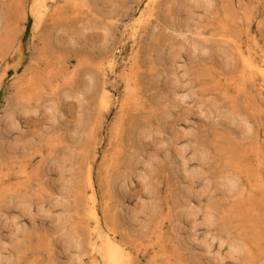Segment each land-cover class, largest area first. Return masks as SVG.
<instances>
[{"label": "rangeland", "instance_id": "374dc122", "mask_svg": "<svg viewBox=\"0 0 264 264\" xmlns=\"http://www.w3.org/2000/svg\"><path fill=\"white\" fill-rule=\"evenodd\" d=\"M33 2L0 0V264L88 263V173L132 264H264V76L237 53L264 69V0Z\"/></svg>", "mask_w": 264, "mask_h": 264}, {"label": "bare ground", "instance_id": "6f19581e", "mask_svg": "<svg viewBox=\"0 0 264 264\" xmlns=\"http://www.w3.org/2000/svg\"><path fill=\"white\" fill-rule=\"evenodd\" d=\"M32 9L34 12L37 13L38 16H40L43 13L45 14L49 11V6L48 4H46V2H44V0H34ZM237 53L240 58V63L242 65L247 66L248 68H250V70L256 71V73L258 72L260 73V75L264 76V69L254 67L252 62L248 59V57L245 56V54L243 53V51H241V49H238ZM117 61L118 59L116 56H111L107 60L106 65L109 68L110 72H114L116 70V66L118 63ZM3 76L4 73H0V85L2 84ZM128 84L129 83L127 81V90H129ZM110 95H111V91L108 88H103L102 103H106ZM86 175H87V183L84 187V192L86 194L85 203L87 205V224L89 225L87 227V234H88L87 248L89 250V255H90V260L88 261L87 264H132L129 261L131 258L130 257L131 251H128L127 247L124 246V243L119 239H117L113 231L105 232L103 230V225L100 220V215L96 208V197H95V192L93 190V184L90 178V174L88 173ZM83 254H84L83 252H77L76 255L77 258L75 259L74 264H84L82 260Z\"/></svg>", "mask_w": 264, "mask_h": 264}]
</instances>
